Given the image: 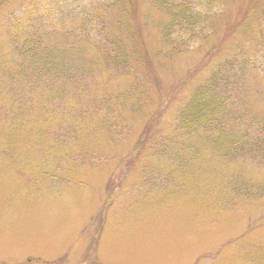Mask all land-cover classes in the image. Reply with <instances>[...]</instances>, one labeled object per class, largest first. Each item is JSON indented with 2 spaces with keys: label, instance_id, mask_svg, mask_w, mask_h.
I'll return each instance as SVG.
<instances>
[{
  "label": "rangeland",
  "instance_id": "1",
  "mask_svg": "<svg viewBox=\"0 0 264 264\" xmlns=\"http://www.w3.org/2000/svg\"><path fill=\"white\" fill-rule=\"evenodd\" d=\"M3 1L0 74L13 65L9 14L22 9L21 0ZM63 1L74 9L64 11L69 27L88 12L94 23L114 21L111 0L51 4L65 9ZM176 1L202 12L205 0ZM221 3L218 34L202 45V23L197 34L184 31L188 47L167 58L158 55L167 17L155 0H135L129 19L147 56L140 72L154 81L136 103L126 95L130 78L96 75L92 94L123 96V119L84 144L47 130L59 116L4 117L0 96V264H264V157L221 160L201 135L178 130V112L225 55L223 31L244 12L241 0ZM86 33L105 39L99 29ZM256 90L253 107L263 110L264 81Z\"/></svg>",
  "mask_w": 264,
  "mask_h": 264
},
{
  "label": "trees",
  "instance_id": "2",
  "mask_svg": "<svg viewBox=\"0 0 264 264\" xmlns=\"http://www.w3.org/2000/svg\"><path fill=\"white\" fill-rule=\"evenodd\" d=\"M51 2L21 0L22 9L9 14L6 34L13 65L0 74L2 105L8 109L4 117L49 120L59 116L58 127L47 126V130L63 142L71 137L81 145L96 129L112 132L123 119L119 109L123 96L107 91L92 94L96 75L108 77L109 82L130 78L126 95L136 103L147 98V85L154 78L140 72L146 67L147 56L129 19L137 9L135 0H111L107 9L114 21L109 24L98 19L94 23L88 12L78 27L66 25L64 11L74 12L67 2H62L65 9ZM221 2L202 1L200 12L190 2L155 0L167 17L159 25L163 45L158 55L171 58L174 51L188 47L191 40L186 33L197 34L201 23L202 45L218 34L216 25L226 14ZM3 7L0 4V13ZM240 7L244 12L222 33L228 39L225 55L178 112V130L201 135L202 146L221 160L242 155L264 157V109L253 107L254 100L262 98L256 89L264 81V0H241ZM57 14L60 21L51 20ZM97 29L105 39L84 36ZM94 52L96 63L90 56Z\"/></svg>",
  "mask_w": 264,
  "mask_h": 264
}]
</instances>
